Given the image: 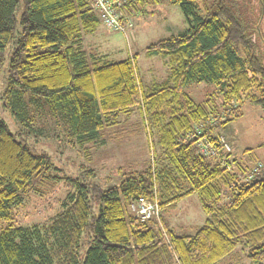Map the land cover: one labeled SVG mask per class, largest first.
<instances>
[{
  "label": "trees",
  "instance_id": "16d2710c",
  "mask_svg": "<svg viewBox=\"0 0 264 264\" xmlns=\"http://www.w3.org/2000/svg\"><path fill=\"white\" fill-rule=\"evenodd\" d=\"M168 1L179 6L187 28L145 49L165 59L169 76L144 90L136 56L107 62L83 48V36L100 23L92 1L0 0V100L19 128L11 132L0 119V264H244L237 247L246 249L248 264H264V169L244 180L237 167L231 171L181 141L198 122L216 119L205 129L213 130L238 117L242 94L264 110V42L258 43L264 0H257L256 32L242 23L234 0L202 3L201 13L195 0ZM192 84L219 88L222 109L209 99L195 102L186 93ZM253 86L260 98L247 94ZM134 110L151 159L118 185L102 189L90 181L91 170L61 177L51 157L24 140L44 112L73 146L94 144ZM60 182L68 191L47 223H17L15 210L31 184ZM191 195L205 220L190 235H176L165 223L147 227L126 208L130 199H155L162 209Z\"/></svg>",
  "mask_w": 264,
  "mask_h": 264
},
{
  "label": "rangeland",
  "instance_id": "374dc122",
  "mask_svg": "<svg viewBox=\"0 0 264 264\" xmlns=\"http://www.w3.org/2000/svg\"><path fill=\"white\" fill-rule=\"evenodd\" d=\"M213 1L215 0H195V3L201 13V4H211ZM134 2L132 7L125 6ZM91 3L93 7V2ZM232 5L240 12L242 23H247L246 28L256 32L259 17L257 0H234ZM22 10L23 4L20 1L16 13L17 21ZM113 12L118 23L117 28L120 27L121 30L122 27L123 31L109 28L102 21L100 13L96 12L100 22L98 27L93 34L83 36L82 45L86 52L90 55H105L107 62H118L136 56L137 72L144 90L152 84L167 81L169 70L164 64L165 59L158 55H147L145 49L159 40L176 36L186 30L187 22L179 6L171 4L168 0H144L139 3L138 0H122L115 4ZM259 29L261 40H258V43L259 48H262L264 21L259 25ZM2 79L3 77L0 78V94L4 85ZM261 91L260 88L253 86L247 94L260 98ZM186 93L197 103L201 104L209 99L212 105L222 109L219 88L212 90V87L206 84H192L186 88ZM241 100L242 105L238 108L240 115L226 125L221 124L213 130L207 129L206 136L218 135L227 144L228 149L222 147L224 151L220 152L221 159H218L220 165L224 166L225 162L227 164L225 168L229 167L231 171L233 167H237L235 172L240 178L251 180L264 169V110L251 104L245 94L241 95ZM232 106H236V103H232ZM223 113L226 111L219 115L223 116ZM0 119L11 132L18 131V125L2 107L1 100ZM34 119L35 130L32 132L27 130L24 140L36 152L47 153L57 169L55 174L61 177L75 178L81 174L88 175V171L91 170L94 176L91 175L90 181L103 189L118 185L125 174L145 168L151 159L149 135L144 131L138 111L134 110L128 118L120 116L119 123L104 129L96 143L82 147L73 146L70 138L55 127L54 120L46 113H39ZM217 120L219 121V117ZM50 128L52 130L48 133ZM240 169L245 171L244 174ZM67 191L68 188L63 182L48 187L31 184L23 195V204L15 210V220L22 225L47 223L59 211L60 202ZM130 201L131 199L126 204L129 212ZM204 220L205 216L198 198L191 195L184 197L174 206L160 209L158 218L138 221L148 223L147 227L157 223L159 228L165 223L176 235H190L204 223ZM236 251L239 252L241 262L248 264L246 249L237 247Z\"/></svg>",
  "mask_w": 264,
  "mask_h": 264
},
{
  "label": "built area",
  "instance_id": "2783aa9c",
  "mask_svg": "<svg viewBox=\"0 0 264 264\" xmlns=\"http://www.w3.org/2000/svg\"><path fill=\"white\" fill-rule=\"evenodd\" d=\"M122 0H92L93 7L97 12L100 13L102 21L111 29L119 30L118 23L116 21L113 9H115V4L119 3ZM112 9V10H111ZM114 15V16H113ZM123 28L119 32H122ZM224 116L219 117V121H222ZM216 119L211 117V120L204 122H198L195 124L189 132H187L181 141L184 142H193L196 147V152L202 157L214 159L220 157V152L224 151L222 147H225L227 144L223 141L222 138L217 136H206V126L212 127ZM208 127V128H209ZM209 130V129H208ZM218 140V141H217ZM225 164V162H224ZM130 211L134 214L135 218L140 222L147 221L153 217L158 218L159 206L155 199L148 200L145 198H138L136 200L131 199L130 201Z\"/></svg>",
  "mask_w": 264,
  "mask_h": 264
}]
</instances>
